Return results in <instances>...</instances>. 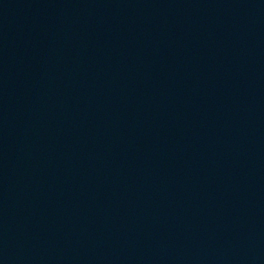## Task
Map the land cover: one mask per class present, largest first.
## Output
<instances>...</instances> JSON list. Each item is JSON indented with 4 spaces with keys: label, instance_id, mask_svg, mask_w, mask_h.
<instances>
[{
    "label": "water",
    "instance_id": "1",
    "mask_svg": "<svg viewBox=\"0 0 264 264\" xmlns=\"http://www.w3.org/2000/svg\"><path fill=\"white\" fill-rule=\"evenodd\" d=\"M0 264H264V0H0Z\"/></svg>",
    "mask_w": 264,
    "mask_h": 264
}]
</instances>
